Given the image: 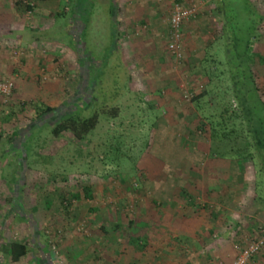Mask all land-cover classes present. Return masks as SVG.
Listing matches in <instances>:
<instances>
[{
	"label": "rangeland",
	"instance_id": "1",
	"mask_svg": "<svg viewBox=\"0 0 264 264\" xmlns=\"http://www.w3.org/2000/svg\"><path fill=\"white\" fill-rule=\"evenodd\" d=\"M120 1L79 0L83 11L92 10L80 40L72 8L70 15L59 8L77 46L70 34H55L65 48L56 71L39 66L23 78L25 86L2 72L0 82L11 81L14 89L0 94V253L6 241H21L33 249L21 264H36L35 258L37 264H231L264 229V201L255 191L258 163L242 158L255 147L232 94L227 37L240 41L232 59L249 34L264 57V25L258 32L244 0H227L229 32L222 38L216 0H178L197 14L182 27L177 60L168 50L173 0H148L142 9L163 16L160 30L119 37L131 69L126 74L111 31ZM253 1L264 15V0ZM129 2L131 13L138 2ZM22 10L35 26V12ZM19 53L11 52L13 59L20 61ZM251 66L264 99V62L256 56ZM76 102L78 109L87 106L85 113L93 102L96 128L83 139L70 132L55 137V122ZM47 106L64 112L38 119L37 108ZM212 121L219 123L214 134ZM27 137L28 161L14 154L4 159ZM232 210L239 215L226 214ZM222 211L219 220L210 219ZM203 227H212V236L194 238ZM257 257L250 263L264 264V250Z\"/></svg>",
	"mask_w": 264,
	"mask_h": 264
},
{
	"label": "crops",
	"instance_id": "2",
	"mask_svg": "<svg viewBox=\"0 0 264 264\" xmlns=\"http://www.w3.org/2000/svg\"><path fill=\"white\" fill-rule=\"evenodd\" d=\"M135 1L138 2V4H136L135 10L131 13L129 12L131 5L129 0L120 1V4H116L117 8L121 10L120 17L119 15L115 17V21L111 24V31H113V36L115 39L114 53L118 56V65L125 67L126 74H128L131 69H129L122 58L123 54L118 47V45L120 44L118 43L119 37L121 35H129V38H134V36H136L137 34L146 33L148 31V27L150 28V31H154L156 29L160 30V19H163V16L158 13H156L155 15H152L153 12L151 11L144 13L142 9L143 6L146 5V7H149V5L152 4H146L148 0ZM252 2L256 6L253 0ZM110 6H112V4ZM62 7H64L65 9L68 8V11H70L67 12V15L71 14L72 8V19L75 22L74 28L76 29V26L78 25L77 33L80 40V34L84 31L85 27L82 25L83 22L80 17L78 15H73L75 9L81 7L79 0H68L67 3H63L62 0H42L38 2L37 8L35 10V26L31 24L28 25L25 22V12L22 10V5L17 1L15 2V0H0V78L4 77L2 72L5 71L11 77H17L18 83L21 82V85L25 86L26 84L23 81V78L25 77L27 79L29 77L28 75L33 70H35V68L45 65L48 71L53 72L58 69L60 61H57L56 59L60 58V56L62 57V52L65 51V48H63V42L55 38V34L60 31V33L62 32L63 34L67 33V36L71 35V37L73 38V43H70V45H72L73 47L77 46V44H74V35L72 36V34L68 32V28L71 26L69 23V17H66L65 19L64 16L60 15L59 13V8ZM79 21L82 25L81 27H79ZM61 23H64L63 25H65V30L64 27H61ZM148 34L151 35V32ZM154 34H156V32H154ZM13 51H22V53H19L22 56L20 61L13 59L11 54V52ZM254 52L257 56L263 55L261 51H256L255 48ZM107 65L108 66H106V68H109V64ZM102 66L103 64L101 65V67ZM99 67L100 64L97 66V69ZM236 194L238 195V193ZM224 212L225 211H222V213H220V215L218 214V216H224ZM231 212L226 214L229 216L239 215L234 210H232ZM212 218L213 215L210 219L212 220ZM224 223H222V226H225L227 224L226 223L224 225ZM212 231V227L210 229H207V227H203L202 229L200 228L199 231L196 230L195 236L194 234L193 236L194 238L199 236L198 234L200 232H207L212 236ZM189 234L191 235L192 233ZM184 236L188 235L184 234ZM241 238L243 237L241 236ZM260 259L261 257H255L254 261H260ZM21 262L10 263L2 255V253H0V264H21ZM34 262L36 264L39 263L38 258H35ZM47 264H52V262H47Z\"/></svg>",
	"mask_w": 264,
	"mask_h": 264
},
{
	"label": "trees",
	"instance_id": "3",
	"mask_svg": "<svg viewBox=\"0 0 264 264\" xmlns=\"http://www.w3.org/2000/svg\"><path fill=\"white\" fill-rule=\"evenodd\" d=\"M116 0H114L115 2ZM245 8L250 10L251 14L253 16L255 15L257 18L255 26L258 28V32L260 31L261 27L264 25V15L255 7L252 0H244ZM227 0H216L217 4V11L221 14L222 19L224 21L223 29H222V38L226 37L229 29V19L228 11L226 7ZM19 4L22 5V3L19 1ZM114 6V7H113ZM116 8L115 5L112 3L111 10ZM92 9V8H91ZM73 15H78L80 19L83 22V26L85 27V32L88 31L89 24L91 23L92 18V10L87 11L86 9L83 11L80 8H76ZM114 21H115V17ZM84 20V21H83ZM256 32V33H258ZM255 34H249L247 38L242 39L244 50L243 52L234 53L235 57L232 59L231 57L233 55L231 51L232 48L234 50L237 49L238 43L240 41L239 38L231 37L228 38V41H230V44L227 45L228 48H226L229 54V64L233 65L229 69V75H230V81L232 84L231 90L234 97V100L237 104V109L239 113H241L242 119L245 122L246 126L248 127L251 136H249L252 140V142L249 144V147H255L253 150L249 152H245L246 156L242 157H249L253 160H255V163H258L255 167V172L257 175V181L255 184V191L256 195L259 200L264 201V99L261 95V90L259 89L256 77H255V71H253L251 66V61L253 60L255 55L254 52V41L256 40ZM221 38V39H222ZM255 39V40H254ZM113 52L115 49V39L113 36ZM241 42V43H242ZM231 43H233V46H231ZM261 61L264 62V57L257 56ZM105 66H107V61L104 62ZM234 67V68H232ZM241 67V68H240ZM232 68V69H231ZM206 95V92H202L200 94H197L193 97V101L198 102L200 99H202ZM90 96L92 97V92L90 93ZM94 101V98H93ZM80 105H82L80 103ZM92 105H89V110L86 112V105H82L83 107L77 108V102L74 103L71 106V111L63 116H60L63 112H61L59 109L54 107H39V113H38V119L46 118L52 116L53 118L59 117L57 121L55 122V127L53 128V135L55 137H60L65 132L72 133L77 139H83L85 136H87L89 133H91L92 130H94L99 122V113L98 111L92 110ZM85 109V110H84ZM84 111L85 114H79V112ZM85 115V116H84ZM46 126L49 124H45ZM211 128L217 132V128L219 126V123L212 121L210 123ZM49 127V126H48ZM20 137V133L15 132L13 134L12 140H18ZM29 137H27V141L24 143H20V147L15 146V143L11 145L12 150L6 151L4 153V159H6L9 155L14 154L15 157H17L19 160L22 158L25 159V161L31 157L32 154V145L28 146L30 143L28 140ZM255 149V150H254ZM254 163V164H255ZM17 178V177H14ZM15 180V179H14ZM78 198V196H76ZM63 201H67L66 199H63ZM213 218L215 220H219L218 213L213 215ZM264 237V229H260L259 234L254 237L253 240H250L251 243L253 241H256L257 239ZM264 250V248H263ZM33 251V249L24 242L21 241H6L3 246V252L2 255L8 260L10 263H19L23 261L25 258H27L30 253ZM47 249L41 250L43 254H48ZM257 257V256H255ZM254 257V258H255ZM253 258V259H254ZM236 259V258H235ZM252 259V260H253Z\"/></svg>",
	"mask_w": 264,
	"mask_h": 264
},
{
	"label": "built area",
	"instance_id": "4",
	"mask_svg": "<svg viewBox=\"0 0 264 264\" xmlns=\"http://www.w3.org/2000/svg\"><path fill=\"white\" fill-rule=\"evenodd\" d=\"M25 8L27 15L32 16L36 10V0H18ZM173 13L171 17V31L168 50L177 60L182 59L181 42L183 38L182 27L184 23L194 18L197 14L195 6L185 8L178 2L173 0ZM14 89V83L11 81L0 82V94L3 96H10ZM264 248V237L257 239L251 243L246 244L239 249L236 259L231 264H249L250 261L257 256Z\"/></svg>",
	"mask_w": 264,
	"mask_h": 264
}]
</instances>
